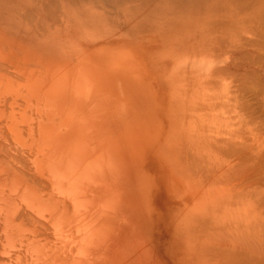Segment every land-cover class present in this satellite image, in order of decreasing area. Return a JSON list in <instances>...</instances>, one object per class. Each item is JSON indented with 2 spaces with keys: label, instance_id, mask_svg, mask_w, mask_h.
<instances>
[{
  "label": "bare ground",
  "instance_id": "bare-ground-1",
  "mask_svg": "<svg viewBox=\"0 0 264 264\" xmlns=\"http://www.w3.org/2000/svg\"><path fill=\"white\" fill-rule=\"evenodd\" d=\"M129 1L0 0V264H264V0Z\"/></svg>",
  "mask_w": 264,
  "mask_h": 264
},
{
  "label": "rangeland",
  "instance_id": "rangeland-1",
  "mask_svg": "<svg viewBox=\"0 0 264 264\" xmlns=\"http://www.w3.org/2000/svg\"><path fill=\"white\" fill-rule=\"evenodd\" d=\"M102 2H103V3H101L102 6H100V4H99V6H97L95 8L96 10L98 9L95 12L99 14L101 12V10H100V8H101L103 10L102 12L104 14L105 13L109 14V9H111V8L109 6H107V4L104 3L105 1H102ZM128 2H130V1L128 0ZM131 3L133 6L135 5L134 2H131ZM104 6H106V7L104 8ZM99 10H100V12H99ZM104 11H106V12H104ZM93 15L94 16L90 15V17L92 16L93 17L92 19L95 18L94 21H97L96 20L97 17H95V14H93ZM116 19H119V18L116 17ZM89 26H90V24H89ZM96 27H97V25H96ZM89 31H93L92 33H96L98 30L93 27V29L89 30ZM132 55H133L135 61L140 63L141 68L138 67V71L136 73L133 71L134 74L130 75L127 72L125 74L123 72L124 70L120 66L117 70L119 72L118 77L116 76V78H114V77L105 78V79H107V80H105V82H106L105 86H106L107 91H109V90L111 91L113 89L114 90V92H112L113 94L119 92V93H123L126 95H132L134 98L136 96V99H135L136 102L133 103L134 106L136 107V105H137V107H139V108H146V105L143 104V99L145 97H147L150 92H154L157 90V88H159L160 79H162V78L159 76L158 71H157V66L155 65L154 62L152 63L151 61H149V59L145 58V56H142L141 54H139L137 56L136 53H132ZM166 62L169 63L170 61L166 60ZM153 66L155 67V70H154ZM142 67H144V68H142ZM166 70L167 71H165V73H166L165 78H167V74L169 72L168 69H166ZM87 79H88V77H85L83 80L84 84H85V85H83L84 87L81 90L82 92L84 91L83 93H81V91H80L81 88H79L80 96H81V94H83V96H85V98H87V95H88L87 87H85V86H87V85L89 86V84H90L89 79L88 80ZM162 81H164V80L162 79ZM107 83H109L108 87H107ZM113 85H115L116 88ZM68 90H70L69 94L72 95V91H71L72 88H69ZM81 97H80V99L86 100V99H84V97H82V98ZM95 113H96L95 110H93V112H91V114L89 116H86V118H87L86 120H88L90 123L95 124L98 121V118H96ZM114 115H115V113H114ZM107 117H108L107 119L103 118L104 121L107 120L108 125L113 126L114 122H115L114 116L109 113V115H107Z\"/></svg>",
  "mask_w": 264,
  "mask_h": 264
}]
</instances>
